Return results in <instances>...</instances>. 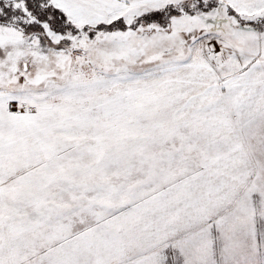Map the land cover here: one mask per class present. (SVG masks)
I'll return each mask as SVG.
<instances>
[{
	"label": "rangeland",
	"instance_id": "1",
	"mask_svg": "<svg viewBox=\"0 0 264 264\" xmlns=\"http://www.w3.org/2000/svg\"><path fill=\"white\" fill-rule=\"evenodd\" d=\"M39 1L47 21L24 0H0V264H264V182L234 210L232 236L214 242L207 218L225 211L194 195L216 173L179 187L189 197L156 191L190 178L180 159L230 175L241 157L254 169L264 0ZM193 140L206 146L183 152ZM229 144L225 157L207 152ZM222 180L235 192L223 201L251 194L250 177ZM50 198L67 227L49 239L39 226Z\"/></svg>",
	"mask_w": 264,
	"mask_h": 264
},
{
	"label": "trees",
	"instance_id": "2",
	"mask_svg": "<svg viewBox=\"0 0 264 264\" xmlns=\"http://www.w3.org/2000/svg\"><path fill=\"white\" fill-rule=\"evenodd\" d=\"M24 1L26 2L27 6H29V9H31L32 11H34V13L37 14V16H38L37 18L39 20L47 21V15L46 14H48V13H46L42 9H41L40 13L38 12V10H36L37 9V3L39 4V6L41 5L39 0H24ZM44 1L50 2V4H51L50 0H44ZM53 9L55 11L58 10L60 14L64 15L63 11L59 10V8L53 6ZM39 14L41 15L42 19H41ZM258 14H259V12L253 11L251 16L252 17H259ZM200 146H206V144L204 142H202V144H200L199 142L193 140V141H191V143H188V144H186V146H184L183 152H186L187 150L193 151V149L199 148ZM176 148H177V151L174 152ZM229 151H230V144L225 146V149H223V147H222V149L220 151L222 153L221 155L217 154L213 151H207V152L212 153L214 155V157L220 158L223 155L225 157L228 155V153L234 152V151L233 152H229ZM177 152L180 153V146L172 147L171 153L176 154ZM234 160H232L230 163H228L230 166H233V173L228 175V174H221L222 172L227 173V171L224 169V167H222L220 165L215 166L214 168H211V167H208L207 165H204V164L193 163V161L192 160L190 161L189 159H187V160L186 159L185 160L180 159V161H179L180 166L184 165L186 167L188 165L187 167H189L190 174L189 173H187V174L190 176V178L188 180L182 181L181 177H179L178 179L176 177L175 178L173 177L172 180L168 179V180H163L160 184H158L159 182L157 183L156 188H158V190H156V191H158L159 193L164 194L166 196H171L174 193H176V194H179L180 196H182L181 198H185V197H189V193L187 194V191H186L187 190L186 187H188V185H185V183L190 182L191 179H192V181H194L197 178H200L201 181L203 182V179L208 180V178H207L208 174L216 173L215 174L216 177H214V179L210 181V183L215 184V185L210 184L208 186V190L203 192V193H201L202 189H199L198 192L194 195L195 200L197 199V194H200L202 197L213 196L214 199L212 201H210V203H213L212 206L214 208L218 207L219 212L221 210L225 211L223 214H221V213L217 214V211L212 212L214 215H216V217L212 216V217L207 218L209 223L205 224V225H206V227L208 225V228H210V229L203 233V237L207 240L208 239L211 240L212 242H214L217 238H220L221 234L224 237L232 236V234L230 233V231H231L230 227L233 224V221L240 220V216L238 215V213L234 214V210H236L238 208L241 209L240 204H243L244 201H242V200L246 199V197L249 199H256L258 197V194H257L258 192L256 189H257L258 185H260V183L264 182V144L261 146H258V151L255 153L254 169L253 168L247 169L246 166H243L241 163V161H242L241 157L234 159ZM239 160H241V161H239ZM151 165H152V163H151ZM220 168H222V169H220ZM182 169H180V170H182ZM175 175L176 174H174V176ZM203 176H205V177L203 178ZM238 176H243V177L245 176L247 178H249V177L251 178V180L248 184L249 193H251V194H245V195L239 196V192H237V194L233 195V197L229 201H223L225 191H227V192L229 191V192H233V193H235V192H234V190H231L230 188L225 189L224 184L222 182L223 181L222 179L224 177H231L232 179H235ZM164 177L165 176L163 175V177L160 178V180L164 179ZM218 181H221L220 184H222V185L217 186L216 184ZM144 182H146V180L142 181L140 183V186L138 188H136V190L133 188L134 189L133 194H136L139 191V189L141 187H143L142 183H144ZM135 187H137V186H135ZM179 187L186 189V190H184L183 194H181L180 190H178ZM212 191H214V192H212ZM221 191H223V192H221ZM171 198H173V196ZM51 199L52 198L47 199L48 200V204H47L48 209L47 210L45 209V213L43 214L44 219L45 218L48 219V224L46 223L45 225L39 226V227L45 226L44 236L48 235V238L51 235V232H53V230H56L57 234H59L60 229L64 225H66V227H67V224L61 225L63 222L66 221V218L59 221V222L53 221V219L55 217H57V216L61 217L62 213H61V211L57 212L56 207H55L56 204L52 202V200H54V199H52V200ZM47 200H45V202ZM56 202L58 204L61 203L58 201H56ZM219 203H223L224 207L222 205H219ZM73 204H75V202H73V203L70 202L69 207H72ZM60 205L64 206V205H68V204L62 203ZM219 206H220V209H219ZM59 210H61V208H59ZM227 214H230V215H227ZM6 217H7L6 219L9 220L10 223L11 222H13L14 224L18 223V219H17L18 215L13 210ZM54 222H55V224H54ZM250 222L256 223V218L252 217L250 219ZM229 223H232V224L227 226ZM80 225H81V223L74 224L73 225V232H76V233L80 232L81 234H83L85 229H81ZM219 227H223V228L221 230H218ZM15 235L17 236L16 233L14 234V236ZM52 235H56V233L54 234V232H53ZM30 240L31 239H28V241H30ZM60 241H62V239L53 240L49 243L50 246H48V244H44L42 241L39 242L38 240H36L35 242H39V243L35 247H37L36 248L37 251L41 250L43 248H47V246H48V249H50V248H54L56 246V244L59 243ZM35 247H33V248H35ZM41 251H43V250H41ZM38 256L39 255L37 253H35L34 256H31L29 258L35 259Z\"/></svg>",
	"mask_w": 264,
	"mask_h": 264
},
{
	"label": "crops",
	"instance_id": "3",
	"mask_svg": "<svg viewBox=\"0 0 264 264\" xmlns=\"http://www.w3.org/2000/svg\"><path fill=\"white\" fill-rule=\"evenodd\" d=\"M165 1V0H164ZM240 1V0H239ZM52 2V1H51ZM138 2H149V0H138ZM168 2H171V0H169ZM254 8V6H252V9ZM252 11H257V12H260L261 9H253Z\"/></svg>",
	"mask_w": 264,
	"mask_h": 264
}]
</instances>
